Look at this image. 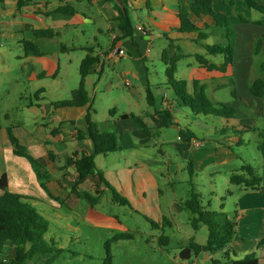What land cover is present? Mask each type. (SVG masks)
<instances>
[{"label":"crops","instance_id":"1","mask_svg":"<svg viewBox=\"0 0 264 264\" xmlns=\"http://www.w3.org/2000/svg\"><path fill=\"white\" fill-rule=\"evenodd\" d=\"M18 1L0 0V42L17 43L23 46L22 43L24 41H29L37 45L41 49L42 56H24L22 58L23 65H30L28 67L32 71L31 76H33H30V80H50V85L57 84L60 77L62 69L60 53L77 50L76 47L70 49L66 45H63V43L59 44V42H56V39L62 37L64 33H67L75 26L86 23L95 24L97 21L96 17H89L87 14L80 13L75 5L87 1L91 5L96 6L102 17H106L107 20L110 38L106 45L102 46L94 41V44L89 43L91 45L78 47L86 51L85 56L81 59L80 66L86 56L97 58L96 63L92 66L89 75L85 79V90L89 98L88 104L84 106L55 108L53 103L59 101H52L43 106L41 103L44 97L39 96L36 98L38 99L36 103L31 102L29 104L28 109L35 113L41 112L42 118L49 121L48 126L44 127V125H41L40 128L37 127L30 130L23 126L13 125L15 136L27 147L33 157L44 160L47 169L53 175V180L48 183V189L54 196L64 201V204L60 205L65 206L69 211H74L82 201L72 192L74 182L78 179L74 167L71 166L62 171H59V168L63 167L68 159L75 154L81 157L92 154L94 151L90 140H78L76 137L77 130H86L85 118L89 109L97 114L93 108L95 97L91 99L90 90L95 96L99 89H103L110 96L112 105H108L107 107L110 108L111 106L112 109L108 110L110 114L107 119L99 123L96 120V114L94 115V119L98 123L100 132L115 133L120 142V150L118 152L96 157L97 174L102 175L119 194L121 192L128 198L131 209L134 208L141 215L156 223H161L164 219H167L169 226L174 224L173 220H171L175 216L173 212H181L187 198L185 197V201L180 204L177 203L176 198H165L157 176L156 168L160 165L168 166V190L173 189V185L177 182L173 176L178 178L179 174L181 176L177 180L181 184H189V161L192 163L195 174L194 178L198 179L200 176L213 178L214 175L226 172L228 181L231 184V176L239 173L240 168L245 164L244 160L240 157V146H244L243 134L246 132L245 130L247 128L258 129V125L261 123L264 135V98H255L248 90L250 95L248 100L249 104L253 106V110H251L253 112L239 119L227 120L222 118L224 125L215 131L213 138L201 137V135H197L191 130L189 126L182 125L179 118L175 115L174 105L176 104L185 108L184 113L190 115H187V120L191 124H193L194 120H201V115L194 114L189 107L182 105L171 86L165 84L166 88L155 87L144 74L145 71H149L147 63L151 60L154 36L153 25L149 21H144L139 17V14H143V12L138 0H129V9L136 14L138 21L133 23V36L126 39H119L118 11L105 0H26L25 4L27 5L21 9L18 8ZM192 1L145 0L144 2L149 13L148 16L157 15L156 20H164L165 16L169 14L177 19L179 25L177 14L179 12H187L189 10V3ZM241 1V3L239 0L233 1L235 6H229L218 4L225 3L226 1L224 0H216L215 6L218 4V10L226 14L230 21L229 10L235 13L237 8L246 6L244 0ZM256 1L264 5V0ZM65 7L73 10V13L70 15L56 13L57 9ZM160 8L163 13L158 12ZM235 22L238 23V26L235 28L237 33L234 39V65L236 63L243 65L246 56L250 57L252 52H255L254 44L256 40L260 36H264V19H243L239 15L238 20L234 19L232 21L233 24ZM246 26L256 27L257 31L252 34H246L244 31V27ZM42 29L53 30L57 33V36L53 38L36 36L35 31ZM98 32L99 34H103V29L100 27ZM211 37L220 39L221 43L226 44L225 36L220 31L215 32V34L210 35L205 40H201L198 33H181L175 29L170 35L169 43L162 49L160 59L163 62L162 56L165 50H169L172 59L195 57L197 54L208 58L205 45H210L207 43V40ZM182 44L189 48H192L194 45L199 46L200 48H204L205 53L202 54L195 49H190V52L181 54ZM115 47L124 49L127 56L109 59L107 54L111 48ZM262 51H264V46ZM239 58L243 59L239 61ZM36 61H49L51 65L49 69L36 73L37 71L34 67ZM118 65H120V68H118ZM164 65L166 66L165 63ZM59 81L61 84V80ZM136 82H139V87L136 85ZM187 82L189 83V88L190 86L192 87L189 92H192V80ZM119 84H123L127 88L129 92L128 98L125 97V94L114 90L113 86H118ZM205 84L207 87V82ZM43 88L41 86L40 90H45ZM143 89L146 99L142 103L139 99L141 98L140 93ZM148 89H150L152 95V103L148 102ZM45 92L46 90L43 93ZM73 93V97L67 100L80 98L79 89L73 91ZM165 100L167 101V105L164 103ZM248 111L250 112L249 109ZM124 115L128 117H123ZM50 123L51 125H49ZM198 125L200 127L204 126V128L208 126L207 122ZM8 127H2L1 134L3 142L8 145L12 152V146L7 133ZM173 127L177 128L175 138L172 132H168V129ZM54 129L57 130V133L53 136L51 135V131ZM165 147H168L172 153H176L179 160L173 161L171 157H168L166 162L161 161L158 155L165 157L170 153ZM49 152L56 156L55 163L49 160ZM117 153H120V155L113 156V160L115 162L118 160L119 164L115 165V162L112 160L111 163L109 159H112L110 158L111 155ZM256 153L258 160H256L255 165H249L261 177V189L257 191H244L239 188L238 190L237 208L239 210L235 215L236 217L228 216L229 219L234 220L235 236L233 242L221 251V255H224L227 261L242 259L246 255L254 253L259 258V264H264V244H261V241L264 239V139L256 147ZM25 160L26 162L22 163L18 160L14 161L17 169L9 170L10 167L7 169H1L0 167V178L6 175L8 189L11 192L24 196H35L37 199L31 204L44 218L50 216L48 215L49 212L48 214L45 213L49 208L56 210V217L61 218L62 216L58 213L59 209L56 208L58 206L55 204L56 201L52 200L41 188L29 161ZM107 163L112 168H109V165H106ZM161 176L165 177V173H161ZM92 184V180H87L79 185L78 190L89 192ZM210 184L212 185L213 183L211 182ZM106 191L110 192V190L105 189L102 196H105ZM233 194L234 190L230 192V195ZM110 195L111 197L107 199L113 203L114 200L111 192ZM102 196L94 207L100 205ZM46 199H49L50 202H46ZM50 243L55 247L59 244L54 240H51ZM58 249L63 251L60 245ZM192 256L193 252L189 260H192ZM190 264H226V262L219 259L216 254L204 253L195 257V261H192Z\"/></svg>","mask_w":264,"mask_h":264},{"label":"rangeland","instance_id":"2","mask_svg":"<svg viewBox=\"0 0 264 264\" xmlns=\"http://www.w3.org/2000/svg\"><path fill=\"white\" fill-rule=\"evenodd\" d=\"M144 1L145 0H138L139 6L142 8L143 12V14H139V17L144 21H149L153 25L152 29L154 36L151 49V60L147 63L149 71H145L144 74L148 77L153 86L166 88V66L160 59V53H162V49L169 43L171 33L174 32L175 29H179L178 21L169 14L165 16L164 20H156V17H158L157 15L148 16L149 13ZM229 1L218 4L230 6ZM233 1L236 2L238 0ZM239 2L241 3L242 1L239 0ZM218 4L215 6L217 11H219ZM75 6L80 13L87 14L89 17H96L97 21L95 24L86 23L75 26L67 33H64L62 37L56 39V42H59V44L63 43V45H66L70 49H72V47L77 48V50L74 51L60 53L62 69L59 80H61V84L59 80L55 85H50V80L43 81L42 79L34 78V80H30L32 73L28 67L30 65H23L22 61V58L25 56L24 47L17 43L0 42V50H2V52H0L1 169H7L9 167V170L17 169L14 164V161L17 160L21 163L26 162L25 159L14 155L8 145L3 142L1 128L11 125L23 126L30 130L37 127L40 128L41 125L47 127L49 121L42 118L41 112L35 113L28 109L31 102H37L35 97L37 91L40 90L41 86L46 90L45 93L38 95V97H44L41 103L43 106L52 101H66L67 99H71L74 95L73 91L79 89V66L81 59L86 54V51L78 47L94 44V41L102 46L108 43L110 35L107 29V20L106 17H102L99 9L87 1L77 3ZM159 10L158 12L163 13L161 8ZM229 15L234 30L238 26V23L235 22L233 24L232 21H234V19L238 20L239 15L242 16L243 19H264L262 13L255 9L248 8L247 6L237 8L235 13L229 10ZM129 16L132 24L138 21L136 14L131 9H129ZM100 27L103 29V34H99L98 32ZM244 31L246 34H252L256 32L257 29L256 27L246 26L244 27ZM236 33L237 31L235 30V34ZM262 37L263 35L258 39H261L264 43V38ZM221 42L220 39L215 37H211L207 40V43L210 45L219 44ZM181 47V54L190 52V49H195L202 54L205 53L204 48H200L199 46L194 45L192 48H189L182 44ZM170 54L171 53L168 54L169 60L172 59ZM207 57L210 61L215 63H220L223 60L222 56L207 55ZM241 59L243 58H239V61ZM50 65L51 62L49 61H36L34 67L36 68V73H38L45 69H49ZM197 65L198 63L194 56L181 58L177 63L176 80L184 79L191 81ZM263 65L264 51L258 53L256 51L252 52L250 57L248 55L246 56L243 65L238 63L234 65L233 82H230L228 79L208 81L206 87L207 97L212 100V102L225 103L234 107L237 110L236 119L250 115V113L253 112L251 111L253 110V106L249 104L248 100L250 96L248 93L249 86L253 80L264 76V70H262ZM118 68H120V65H118ZM132 69L134 70V68ZM136 85L139 87V82H136ZM113 88L115 91L125 94V97H129V92L123 84H119L118 86L114 85ZM190 89H192L191 86L189 90ZM233 90H235L236 96H234ZM140 94L141 98L139 101L143 103L146 99L144 89ZM90 97L91 99L95 97L93 108L97 112V114L95 113L96 120L99 123L105 121L110 114L108 110L112 109L111 106L110 108L107 107L108 105H112L110 96L103 89H99L95 96L90 90ZM174 109L175 115L179 118L182 125L189 126L191 130L197 135H201V137L213 138L215 131L219 130L222 125H224L222 117L205 115H201V120H194L193 124H191V122L187 120V115H190L184 113V107L175 104ZM202 121L207 122L208 126L206 128L198 125L203 123ZM49 125H51V123ZM245 127L247 128V126ZM245 131L246 132L243 134L244 146H240V157L244 160V163L255 165L256 160H258L256 147L263 140V128L260 123L255 132L253 129L249 128ZM168 132H172L175 138L177 135V128H169ZM165 148H167L170 153L165 157L158 155L161 161L163 160L166 162L168 157H171L173 161L179 160L176 153H172L168 147ZM119 155L120 153L111 155L110 158L112 159H109V162L112 163L113 158ZM101 158L103 159V157ZM113 162H115V160H113ZM100 163L101 161L98 164L99 166ZM117 164H119L118 160L115 162V165ZM106 165L112 168L109 163ZM156 169L161 184V190L165 198H176L178 204L183 203L191 189L190 185L186 183L181 184L179 180H177L181 176V174H179L178 178L173 176L174 180L177 182L173 185V189L168 190V166L160 165ZM161 173H165V177L161 176ZM193 179H195L197 192L201 195L202 205L206 209L216 213L224 212L227 216L236 217L235 215L239 210V208H237L239 187L229 183L226 172L214 175L213 178L200 176L198 179H196V177ZM211 182L213 186L210 184ZM212 188L216 194H214ZM232 190H234V194L230 195ZM120 195L128 200L121 192ZM25 197L29 199L30 203L37 199L32 195H26ZM108 197H111V195L109 191H106L105 196L101 198L100 205L94 208L90 207L82 200L74 211H69L65 206L60 205V203L56 201L55 204L58 205L56 208L59 209L58 213L62 216L61 218L56 217V210L51 208H49L48 211L46 210L45 213L48 214L49 212L48 215L51 217L47 216V218H45L49 223V230L45 234L44 240L48 244H51V240L58 242L59 244L54 247L56 248L55 251L59 248V245L63 249V252L55 257L52 264H107L108 251L112 257L110 264H190L192 261H195L194 253L192 260H184L180 258L182 251L189 248L191 239H194L198 244H205L207 241V227L201 225L199 229L195 231L190 224L192 215L185 208H183L181 212H173L175 216L171 218V220H173L174 224L163 226L161 222L157 223L159 227H155L153 225L154 221L141 215L140 212L136 211L134 208L131 209L128 205H123L122 203H111L108 201ZM46 202H50V200L46 199ZM52 203L54 204V202ZM123 234H131L133 238L114 240L115 236ZM162 236L168 238L167 243L160 241ZM215 254L219 259H222L223 262H227L226 257L221 255L220 251ZM231 256L233 255L231 254ZM33 262L36 261L34 260Z\"/></svg>","mask_w":264,"mask_h":264},{"label":"trees","instance_id":"3","mask_svg":"<svg viewBox=\"0 0 264 264\" xmlns=\"http://www.w3.org/2000/svg\"><path fill=\"white\" fill-rule=\"evenodd\" d=\"M110 3L115 10L118 11V29L119 39L131 38L134 34V25L129 16V0H123V6H119L114 0H105ZM216 0H193L189 3L187 12H179L177 14L179 20V29L181 33H198L199 39L205 40L215 32L220 31L224 34L226 44L219 43L214 45H205L209 56H222L223 62L215 64L209 61L204 55H195L198 63L193 72V91L189 92V83L185 80H176L177 61L181 58L169 60V50H165L162 56L163 62L166 64L167 85L171 86L175 91L178 100L182 105L189 107L194 114L205 116H216L224 119H236L237 110L225 103H215L206 95V82L218 79H228L233 82L234 78V39L235 30L229 21V18L223 12L217 11L215 8ZM229 1V0H224ZM26 0L18 1V8L24 7ZM249 8L264 15V5L256 0H244ZM230 5H234L233 1H229ZM56 13L72 14L73 10L68 8H59ZM36 36L42 38H53L57 33L50 29H42L35 31ZM264 38V36L262 37ZM25 56L40 57L41 49L32 42L24 41ZM264 43L258 39L255 43V51H262ZM97 58L86 56L80 66V98L76 100H66L53 103L55 108L84 106L88 104L89 98L85 90V79L89 75L90 69L96 63ZM264 70V65L262 66ZM249 91L255 98H264V76L256 78L250 83ZM44 91L39 90L35 97ZM235 95V90H233ZM148 102L152 103V95L150 89L147 90ZM38 100V99H37ZM95 112L89 109L86 118V130H77L76 137L78 140L88 139L92 142L94 151L92 154L83 155L81 157L76 154L68 159L66 164L59 168V171L65 170L73 166L78 179L74 182L72 192L81 200L88 203L90 207H94L105 192L110 190L114 202L122 203L130 207V202L123 198L106 180L97 174L96 157L100 155H108L120 150L119 138L115 133H102L99 130L98 123L94 119ZM123 117H128L124 115ZM72 123V122H71ZM73 124V123H72ZM252 129V128H251ZM14 126L7 128L9 141L12 146V152L18 157L27 159L37 177V181L41 188L54 201L64 204V201L54 196L48 189V183L53 180V175L47 169L43 159L33 157L27 147L15 136ZM256 130V129H254ZM57 130H52L51 135H55ZM264 139V135H263ZM48 158L51 162H56V156L49 152ZM189 185L190 191L184 208L187 209L192 217L190 224L195 231L201 225L208 229V238L205 244H198L191 239L189 248L195 257L200 254H215L221 252L229 246L235 236L234 220L228 218L224 212L216 213L206 209L201 202V195L197 192L194 182V170L192 163L188 162ZM87 180H92L93 184L89 192L79 191V185ZM231 184L239 187L244 191H257L261 189L262 179L256 173V170L249 164H243L240 172L233 174L230 178ZM163 226L168 225L167 219L161 223ZM155 227L159 224L153 222ZM49 230L48 221L37 211V209L29 202L25 196L10 192L8 189L6 175L0 178V264H52L55 257L63 251L56 248L53 244H48L44 240L45 234ZM133 238L131 234L117 235L114 240ZM161 242L167 243L168 238L162 236ZM264 244V239L261 241ZM55 253V254H53ZM110 252L107 253V264L111 260ZM36 262H33V261ZM226 264H259V258L256 254L251 253L242 259L229 260Z\"/></svg>","mask_w":264,"mask_h":264},{"label":"built area","instance_id":"4","mask_svg":"<svg viewBox=\"0 0 264 264\" xmlns=\"http://www.w3.org/2000/svg\"><path fill=\"white\" fill-rule=\"evenodd\" d=\"M127 56V53L124 49L122 48H119V47H115V48H111L110 51L108 52L107 54V57L109 59H112V58H123V57H126ZM165 105H167V101L165 100Z\"/></svg>","mask_w":264,"mask_h":264},{"label":"water","instance_id":"5","mask_svg":"<svg viewBox=\"0 0 264 264\" xmlns=\"http://www.w3.org/2000/svg\"><path fill=\"white\" fill-rule=\"evenodd\" d=\"M119 6H123V0H114ZM191 253L192 250L190 248L185 249L184 251H182V253L180 254V258L184 259V260H189L191 258Z\"/></svg>","mask_w":264,"mask_h":264}]
</instances>
